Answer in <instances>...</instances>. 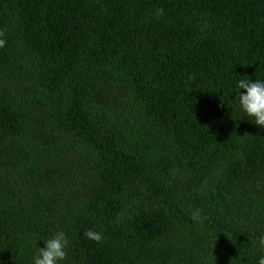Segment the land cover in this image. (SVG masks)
<instances>
[{"label": "trees", "instance_id": "1", "mask_svg": "<svg viewBox=\"0 0 264 264\" xmlns=\"http://www.w3.org/2000/svg\"><path fill=\"white\" fill-rule=\"evenodd\" d=\"M0 39V264L58 230L66 264H257L235 88L264 78V0H0Z\"/></svg>", "mask_w": 264, "mask_h": 264}, {"label": "clouds", "instance_id": "2", "mask_svg": "<svg viewBox=\"0 0 264 264\" xmlns=\"http://www.w3.org/2000/svg\"><path fill=\"white\" fill-rule=\"evenodd\" d=\"M164 14L163 8L156 9L157 17ZM6 41L0 39V47ZM235 98L238 110L246 117V120L253 123L257 128L264 129V78L251 79L247 75L236 83ZM191 218L198 224H203L206 217L197 209L191 214ZM85 237L95 243H100L103 233L89 229L84 233ZM43 246L38 247L37 242ZM258 246L264 248V234L258 238ZM70 240L63 230L53 232L49 237L36 241V254L32 258V264H66L68 259V248ZM257 264H264V255H261Z\"/></svg>", "mask_w": 264, "mask_h": 264}]
</instances>
